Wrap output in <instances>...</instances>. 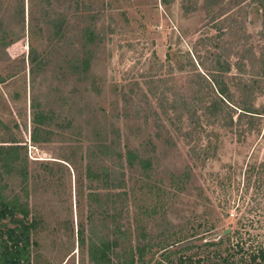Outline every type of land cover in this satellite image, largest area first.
<instances>
[{
	"label": "rangeland",
	"instance_id": "obj_1",
	"mask_svg": "<svg viewBox=\"0 0 264 264\" xmlns=\"http://www.w3.org/2000/svg\"><path fill=\"white\" fill-rule=\"evenodd\" d=\"M263 23L264 0H0V197L27 206L31 264H93L91 241L116 240L109 264L264 242V115L242 132L201 105L220 55L233 103L264 114Z\"/></svg>",
	"mask_w": 264,
	"mask_h": 264
},
{
	"label": "trees",
	"instance_id": "obj_2",
	"mask_svg": "<svg viewBox=\"0 0 264 264\" xmlns=\"http://www.w3.org/2000/svg\"><path fill=\"white\" fill-rule=\"evenodd\" d=\"M262 33L264 36V23ZM260 56L262 59L264 58V46L263 53ZM221 58L222 56L220 55L215 56L209 68L211 78H209L208 84L210 87L214 88V98L210 97L211 100L208 101L204 95H201V105L205 110V116L217 118L219 112L223 111L224 107L230 108L232 112L233 108L238 109L239 114L235 122H233L232 115H227V126L242 127V132H245L243 125L246 124V131L250 132L256 125L257 118H261L264 114L254 112L256 111L255 109L240 108L236 103H233L231 94L229 93V86L224 82V76L231 72V65L228 61L222 60ZM233 86L235 87L236 85ZM201 94H203L202 91ZM207 103L209 104L207 105ZM247 118L250 119L248 124L246 121ZM213 125L214 124H209L208 126ZM36 128L37 127H35V129ZM34 130L32 140L36 142ZM215 152L216 147L214 146L211 148L209 143L204 149L201 148V158L207 161L214 157ZM128 155V159L130 160L129 163L132 165V159L135 156L130 152H128ZM28 216L27 206L16 203L12 204L0 197V264H31V247L33 242L30 240V235L35 228L34 223L28 220ZM248 222L252 223V221ZM9 224L12 226H9ZM242 225L244 224L242 223ZM235 234L239 235L238 230L234 235ZM234 235L230 234L223 237L224 239H228L229 247L223 257L220 252L214 253L218 261L212 262V259L215 260V256L213 257L212 255L211 260L207 257L208 263L204 262V259H198L196 262H202V264H264V242L257 241L255 238L242 240L239 236L234 241L235 243H232V240L235 238ZM224 239L221 238L218 242H204L202 238L201 247L209 248L214 246V248H216ZM83 243L84 239L82 236L80 237V244L82 245ZM116 247V240L110 243L103 241L98 244L91 241L89 245L91 263L109 264V253H112V250ZM133 258L134 257H130L127 263L130 262V264H133ZM192 258L191 256H185L179 258L176 262L170 261L169 264H191Z\"/></svg>",
	"mask_w": 264,
	"mask_h": 264
},
{
	"label": "water",
	"instance_id": "obj_3",
	"mask_svg": "<svg viewBox=\"0 0 264 264\" xmlns=\"http://www.w3.org/2000/svg\"><path fill=\"white\" fill-rule=\"evenodd\" d=\"M227 232H228V230H227V231H224L223 234H226ZM220 236H221V235H215V236L209 238L208 240H209V241L217 240Z\"/></svg>",
	"mask_w": 264,
	"mask_h": 264
}]
</instances>
